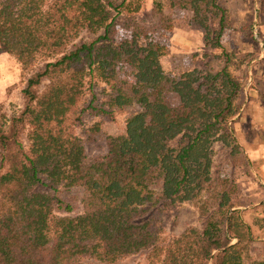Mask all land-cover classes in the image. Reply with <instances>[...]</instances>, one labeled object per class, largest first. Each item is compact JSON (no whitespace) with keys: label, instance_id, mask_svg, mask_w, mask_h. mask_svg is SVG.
<instances>
[{"label":"trees","instance_id":"16d2710c","mask_svg":"<svg viewBox=\"0 0 264 264\" xmlns=\"http://www.w3.org/2000/svg\"><path fill=\"white\" fill-rule=\"evenodd\" d=\"M178 2L221 13L205 47L221 49L222 67L165 71L146 0H0V54L24 83L14 116L0 104V264H264V200L241 198L240 179L256 174L234 128L245 88L221 43L225 11ZM119 116L124 130L108 134ZM75 189L83 212L58 215L73 212L61 194ZM184 205L200 225L169 235L164 216Z\"/></svg>","mask_w":264,"mask_h":264},{"label":"rangeland","instance_id":"374dc122","mask_svg":"<svg viewBox=\"0 0 264 264\" xmlns=\"http://www.w3.org/2000/svg\"><path fill=\"white\" fill-rule=\"evenodd\" d=\"M156 2L163 9V14L157 18L153 13ZM178 3V0H146L147 10L140 16L151 34L158 28L162 30L161 40L167 51L161 57L164 70L185 78L209 68L222 67L221 49L205 47V27L217 33L221 13L211 9L200 12L180 9L176 6ZM215 3L225 11L226 26L221 43L230 56L229 71L245 88L244 104L234 128L238 142L251 160L256 174L255 177L243 176L240 179L242 202L251 207L264 200V0H215ZM118 71L123 75L130 70L119 65ZM23 84L20 63L11 55L1 53L0 104L7 119L22 107ZM101 87L104 86L101 84ZM125 118L119 116L115 122L106 123V132H122ZM103 149L102 142L87 147L90 155ZM61 195L74 200V210L72 213L57 211L58 215L75 216L83 212L80 190L63 192ZM164 225L166 232L172 235L188 226H199L200 219L191 205H184L178 219L174 213L165 215ZM142 260L143 256H136L123 264H137Z\"/></svg>","mask_w":264,"mask_h":264}]
</instances>
